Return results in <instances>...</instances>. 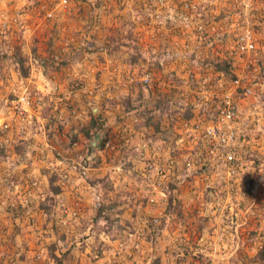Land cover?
I'll use <instances>...</instances> for the list:
<instances>
[{"label":"rangeland","instance_id":"374dc122","mask_svg":"<svg viewBox=\"0 0 264 264\" xmlns=\"http://www.w3.org/2000/svg\"><path fill=\"white\" fill-rule=\"evenodd\" d=\"M0 264H264V0H0Z\"/></svg>","mask_w":264,"mask_h":264},{"label":"built area","instance_id":"2783aa9c","mask_svg":"<svg viewBox=\"0 0 264 264\" xmlns=\"http://www.w3.org/2000/svg\"><path fill=\"white\" fill-rule=\"evenodd\" d=\"M241 40L248 50L253 49L254 44L248 33L243 35ZM18 102L23 107L27 106V97L25 95L20 96ZM218 107L219 113L217 121L207 122L203 125L196 123V129L199 133V140L204 144L208 156L211 159L221 162V165L231 171L232 165L237 160L234 143L236 133L233 123L238 117V107L229 94L226 95L222 104Z\"/></svg>","mask_w":264,"mask_h":264},{"label":"trees","instance_id":"16d2710c","mask_svg":"<svg viewBox=\"0 0 264 264\" xmlns=\"http://www.w3.org/2000/svg\"><path fill=\"white\" fill-rule=\"evenodd\" d=\"M216 68L223 73H230L231 63L227 60H217L215 62ZM193 113H188L186 116L187 118L192 117ZM159 129V127H157Z\"/></svg>","mask_w":264,"mask_h":264},{"label":"water","instance_id":"95a60500","mask_svg":"<svg viewBox=\"0 0 264 264\" xmlns=\"http://www.w3.org/2000/svg\"><path fill=\"white\" fill-rule=\"evenodd\" d=\"M92 145H95V143L93 142Z\"/></svg>","mask_w":264,"mask_h":264}]
</instances>
